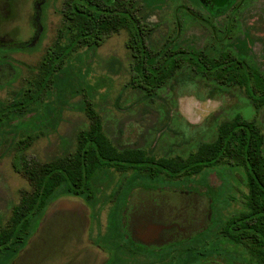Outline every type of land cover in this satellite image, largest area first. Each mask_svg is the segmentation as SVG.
I'll use <instances>...</instances> for the list:
<instances>
[{"label":"rangeland","instance_id":"1","mask_svg":"<svg viewBox=\"0 0 264 264\" xmlns=\"http://www.w3.org/2000/svg\"><path fill=\"white\" fill-rule=\"evenodd\" d=\"M63 2L0 0L1 100L10 99L13 91L25 86L27 79L37 73L61 25ZM142 3V14L155 25L151 36L154 43H162L165 36L171 35L173 41L182 45L202 47L212 33L222 40L216 34V27L229 29L234 23L232 32H228L232 35L225 40L227 46L252 57L264 70V0H142ZM203 14L209 15L210 20ZM128 37V31L121 29L110 34L97 48H81L68 59L69 72L83 86L84 93L76 92L69 84L61 88L52 86L45 97V112L51 123L46 134L27 149L30 160L47 162L76 150L79 132L90 125L84 111L85 99L100 114L103 130L117 149H143L155 159L188 157L200 144L214 141L220 123L237 112L256 119L264 135V105L256 109L243 89L232 87L223 91L216 82L194 76L190 69H184L160 87L154 100L129 86L132 56L126 46ZM64 77V73L60 74V81ZM39 128L42 126L36 125L34 130ZM10 136L13 138L15 133ZM130 173L123 175L113 170L110 179L104 178L94 203L66 195L56 198L21 252L42 251L47 257L45 264L48 257H54L55 264L106 261L112 264L117 258L122 259L124 256L102 239L112 204L104 196ZM230 173L231 168L221 165L207 168L191 181L181 183L176 178L151 181V195L160 194L157 201L168 206L158 218L182 222L179 212L188 210L184 224L193 221L198 227L203 217L209 215L213 199L222 201L226 195L232 196V200L224 206L221 202L213 205V212L217 213L221 207L226 217L236 214L244 206L248 188L242 172L234 176ZM32 188L29 180L13 169L12 153L5 147L0 154V229L10 225L14 205L20 202L24 191ZM66 206L80 212L81 225L74 224L72 216L54 214L55 209ZM55 217L60 222L56 223ZM214 244L224 251L222 256L215 257L218 264H230L229 252L234 247L223 238L214 240ZM143 260L140 256L131 262L138 264ZM188 261L189 258L183 257L181 262L202 264Z\"/></svg>","mask_w":264,"mask_h":264},{"label":"trees","instance_id":"2","mask_svg":"<svg viewBox=\"0 0 264 264\" xmlns=\"http://www.w3.org/2000/svg\"><path fill=\"white\" fill-rule=\"evenodd\" d=\"M142 5V0H64L61 25L37 73L27 79L25 86L13 91L10 99H0V154L6 147L12 153L13 169L33 187L24 191L20 202L14 205L10 225L0 229V258L15 256L23 249L50 203L59 196H78L87 203L97 201L104 178L110 179L113 170L123 175L131 173L117 184L116 190L104 196L116 198L103 236L108 244L112 236L122 233V205L133 187H150L151 181L166 182L170 178L181 183L191 181L207 168L226 165L232 176L243 173L248 188L244 206L228 217L218 207L217 213L213 212L211 228L200 235L199 249L217 252L220 257L224 251L214 240L223 238L234 247L229 252L230 264H264V135L256 119H248L241 112L221 122L216 139L200 144L188 157L155 159L143 149H117L103 130L100 114L85 99L84 111L90 125L79 132L76 150L47 162L28 158L27 149L46 134L51 123L45 112V97L52 86L69 84L76 92L84 93L83 86L69 72L68 59L81 48H97L121 29L128 31L126 46L132 56L128 84L142 90L150 100L171 78L190 69L194 76L216 82L223 91L243 89L256 109L264 105V70L252 57L234 51L225 42L232 35L228 32H232L234 23L229 29L216 27L222 40L212 33L202 47L182 45L173 41L171 35L165 36L162 43H154L151 36L155 25L142 14ZM203 16L210 20L209 15ZM62 73L65 77L60 81ZM36 125L42 128L34 130ZM12 132L16 137L10 136ZM227 196L217 202L212 198V205L221 202L224 206L233 198ZM168 252L152 263L178 264L173 249Z\"/></svg>","mask_w":264,"mask_h":264},{"label":"flooded vegetation","instance_id":"3","mask_svg":"<svg viewBox=\"0 0 264 264\" xmlns=\"http://www.w3.org/2000/svg\"><path fill=\"white\" fill-rule=\"evenodd\" d=\"M9 3L10 2L8 1V4ZM152 188L153 187H133L125 197V202L122 205L123 207L121 211L122 233L114 235L110 239L112 240L111 243L113 247L116 248L117 253H121L124 257L119 260L117 258L112 264H136L135 261L131 262V259L140 256L143 257L144 260L142 263L138 262V264H153V259L166 256L169 253L168 251L172 249L177 256L176 260L178 264H182L181 261L183 257L189 258L188 262L218 264V259L215 260V257L218 256L217 252H212L210 250L203 251L199 249L202 247V245L199 246V241L201 239L200 235L212 226L213 205L210 204L211 211H209V215L203 217V222L200 223L198 227L195 226V224H192L193 221L184 224V216H187L188 210H185V212H179L180 217H182V222L175 220L170 222L165 220L162 221L159 218L163 216V212L165 211L164 208L166 209L168 206L167 203L157 201L156 197L161 198L160 194H157L158 196L156 197L151 195L149 191L152 190ZM113 190H116V188H113L106 195H110ZM106 199L113 204L116 198L109 197ZM51 203H54V201ZM53 212L54 214H67L65 216H72L74 218V220H72L74 224H82L80 212L76 209H71L69 206H66L65 208H57ZM109 212L110 209L107 214V226ZM45 213L42 217L45 216ZM158 219L160 221H157ZM55 220L54 221L57 223L60 222L61 219L57 220L55 217ZM40 223L41 222L39 221V225ZM104 234L102 235L103 241ZM142 238H146L148 242L144 241ZM190 248L198 249L191 250ZM21 250L12 257L2 255L3 257L0 258V264H45L47 257L43 255L42 251L21 252ZM108 262L109 261H106L103 264H109ZM47 264H55L54 257H48Z\"/></svg>","mask_w":264,"mask_h":264}]
</instances>
